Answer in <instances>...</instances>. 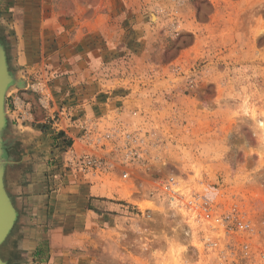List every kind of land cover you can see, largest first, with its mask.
<instances>
[{"label": "rangeland", "instance_id": "obj_1", "mask_svg": "<svg viewBox=\"0 0 264 264\" xmlns=\"http://www.w3.org/2000/svg\"><path fill=\"white\" fill-rule=\"evenodd\" d=\"M21 2L0 0L9 72L16 82L27 79L7 91L5 110L6 98L33 93L42 72L30 75L15 65L18 49L27 54L45 41L48 51L100 26L105 34L116 32L119 43L109 58L113 67L121 58L125 105L90 120L99 122L100 132L122 129L136 142L110 134L107 156L98 155L107 166L99 181L119 187L120 198L86 206L69 190L78 173L69 160L74 125L55 112L48 129L53 147L60 145L48 184L54 201L43 220L16 207L5 186L17 217L0 258L6 264H264V0H35L33 12L18 11ZM57 59L37 62L46 69ZM10 138L3 134L7 162ZM20 146L13 151L18 162ZM126 147L143 153L128 164ZM168 176L208 198L226 219L230 233L219 236L215 250L202 243L203 230L149 195ZM86 208L95 215L87 217ZM75 230L79 234L63 236Z\"/></svg>", "mask_w": 264, "mask_h": 264}, {"label": "crops", "instance_id": "obj_2", "mask_svg": "<svg viewBox=\"0 0 264 264\" xmlns=\"http://www.w3.org/2000/svg\"><path fill=\"white\" fill-rule=\"evenodd\" d=\"M34 4L35 0H22L16 8L18 11L33 12L31 5ZM104 19H107L106 15ZM104 30V27L92 25V29L85 35H74L65 44L60 43L54 49L47 51V43L42 41L40 47L36 50L29 49L27 54L23 46V53L20 49L17 51L15 65L26 66V73L30 75H35L37 70L42 72L38 73L39 77L34 78L38 82L34 85L33 93H21L22 99L14 96L6 98V125L3 132L10 134L11 138L6 143L10 156L5 170V186L12 198H15L16 207L18 202L21 207L24 206L23 209L26 207L29 214L34 211L43 220L47 218L55 197L49 191L48 184L55 177L53 173L56 165L60 164V145L58 148L53 147L55 135L48 133L55 112H61L62 122L73 123L74 127L69 132L72 139L69 151L77 155L84 149L90 151L87 139L79 134L78 125L90 119L107 118L125 101L126 88L118 82L121 81L118 75L123 71L118 63L121 58L116 57L115 67L111 65L113 62L109 58L119 42L116 32L107 30L105 34ZM70 51L73 52L71 58L65 57ZM39 58L58 59L55 66L44 65V69V63L40 65L37 62ZM15 121L19 124L16 125ZM16 143H20V150L23 152L19 162L13 153ZM100 151L102 156H107V149L97 148L93 153L100 155ZM34 153H38V157L32 161ZM30 164L32 170L25 172ZM75 174L69 190L76 202L81 200L87 206L92 203V199H100L101 205L105 206L110 203L104 200H119V187L111 188L104 181H99L104 174ZM85 215L88 217L95 214L86 208ZM70 233L79 234V231H64L63 236ZM49 249L52 250L50 247ZM36 253L38 252L35 255Z\"/></svg>", "mask_w": 264, "mask_h": 264}, {"label": "built area", "instance_id": "obj_3", "mask_svg": "<svg viewBox=\"0 0 264 264\" xmlns=\"http://www.w3.org/2000/svg\"><path fill=\"white\" fill-rule=\"evenodd\" d=\"M84 125H81V127L90 151L77 155L74 152H69L71 166L80 174L96 176L107 172L104 158L95 155L93 150L97 148L107 149L108 147L104 143L111 137L110 134H122L121 137L123 136L125 141L136 142V139L133 138L134 134L125 132L122 129L115 128L113 133L100 132L99 122H92L91 120H87ZM126 150L128 151L125 152L123 157L129 160L128 164H130V161L137 159L135 156L140 157L139 152L143 153L141 149L134 152L131 148L126 147ZM127 176V172L122 174L123 179H126ZM180 182L183 183L178 177L168 176L157 183V186L150 190L149 195L153 198L164 199L171 210L178 213L187 224L194 227L196 225L197 228L203 230L202 243L207 248L215 250L220 245L219 236L230 233L228 232L226 219L215 212L216 209L208 198L199 193L187 192L185 188L181 187ZM233 212L234 210H232V215H234Z\"/></svg>", "mask_w": 264, "mask_h": 264}, {"label": "water", "instance_id": "obj_4", "mask_svg": "<svg viewBox=\"0 0 264 264\" xmlns=\"http://www.w3.org/2000/svg\"><path fill=\"white\" fill-rule=\"evenodd\" d=\"M11 83L14 84V80L8 69L5 51L0 45V246L13 228L17 217L16 209L5 188L4 175L8 162L5 158L4 140L3 134H1L6 125L3 112L5 96L3 94ZM0 264H6V262L0 258Z\"/></svg>", "mask_w": 264, "mask_h": 264}, {"label": "bare ground", "instance_id": "obj_5", "mask_svg": "<svg viewBox=\"0 0 264 264\" xmlns=\"http://www.w3.org/2000/svg\"><path fill=\"white\" fill-rule=\"evenodd\" d=\"M14 82H16V81H14ZM13 84L11 83L7 88H6V91H5V93H4V91H3V95L4 96H6V94H7V91L11 88V86H12ZM15 85H17L19 88H21V87H23L24 86V82H22V81H17L16 82V84ZM14 85V86H15ZM16 87V86H15ZM4 106H5V104H4ZM3 112H4V116L6 115V113H5V108L3 107ZM6 123V122H5ZM3 130H5V127H4V129ZM3 130H2V132H1V134L3 133ZM6 142V141H5ZM6 157V156H5Z\"/></svg>", "mask_w": 264, "mask_h": 264}]
</instances>
